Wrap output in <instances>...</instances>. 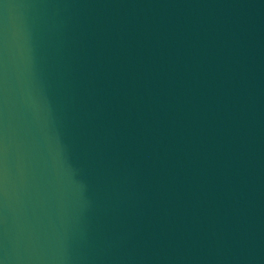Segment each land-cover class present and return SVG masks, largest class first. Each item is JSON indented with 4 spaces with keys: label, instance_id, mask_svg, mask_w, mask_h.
<instances>
[{
    "label": "water",
    "instance_id": "1",
    "mask_svg": "<svg viewBox=\"0 0 264 264\" xmlns=\"http://www.w3.org/2000/svg\"><path fill=\"white\" fill-rule=\"evenodd\" d=\"M0 264H264V0H0Z\"/></svg>",
    "mask_w": 264,
    "mask_h": 264
}]
</instances>
